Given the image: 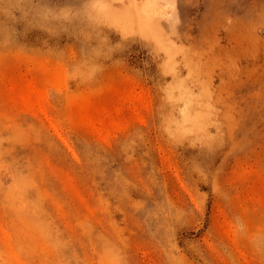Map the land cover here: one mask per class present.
Masks as SVG:
<instances>
[{
	"label": "rangeland",
	"instance_id": "374dc122",
	"mask_svg": "<svg viewBox=\"0 0 264 264\" xmlns=\"http://www.w3.org/2000/svg\"><path fill=\"white\" fill-rule=\"evenodd\" d=\"M0 264H264V0H0Z\"/></svg>",
	"mask_w": 264,
	"mask_h": 264
}]
</instances>
